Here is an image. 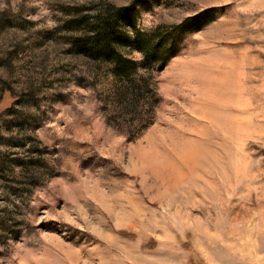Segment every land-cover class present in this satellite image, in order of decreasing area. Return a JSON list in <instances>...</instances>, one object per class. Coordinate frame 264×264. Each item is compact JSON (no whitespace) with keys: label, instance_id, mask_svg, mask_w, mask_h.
Listing matches in <instances>:
<instances>
[{"label":"rangeland","instance_id":"374dc122","mask_svg":"<svg viewBox=\"0 0 264 264\" xmlns=\"http://www.w3.org/2000/svg\"><path fill=\"white\" fill-rule=\"evenodd\" d=\"M0 264H264V0H0Z\"/></svg>","mask_w":264,"mask_h":264},{"label":"trees","instance_id":"16d2710c","mask_svg":"<svg viewBox=\"0 0 264 264\" xmlns=\"http://www.w3.org/2000/svg\"><path fill=\"white\" fill-rule=\"evenodd\" d=\"M123 8V6L102 1L95 11L87 13L89 15L84 22V27L87 31H85L81 36L80 44L86 47V49L89 50V53L96 55L95 53L99 54L103 51L106 52V54L109 53L112 54V56H116L117 51L114 46L117 44L116 42H119V40L128 41V38L126 37L127 33L124 32L122 28H118L117 32H115V25L113 21L109 20L113 16L116 17L119 15ZM80 16L76 17L74 21L80 23L83 15ZM89 32H92L91 35L87 34ZM135 38L137 39L136 43L140 44L142 42H138L137 31L135 32ZM138 48L142 49L143 47L142 45H138ZM109 54L105 57V59L110 60ZM146 54L149 57L150 54L148 52Z\"/></svg>","mask_w":264,"mask_h":264}]
</instances>
